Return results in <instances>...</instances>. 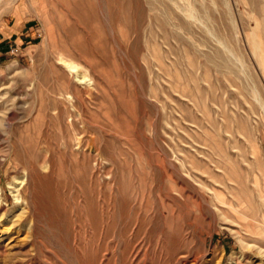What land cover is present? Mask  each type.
<instances>
[{
    "label": "rangeland",
    "instance_id": "374dc122",
    "mask_svg": "<svg viewBox=\"0 0 264 264\" xmlns=\"http://www.w3.org/2000/svg\"><path fill=\"white\" fill-rule=\"evenodd\" d=\"M0 264H264V0H0Z\"/></svg>",
    "mask_w": 264,
    "mask_h": 264
},
{
    "label": "bare ground",
    "instance_id": "6f19581e",
    "mask_svg": "<svg viewBox=\"0 0 264 264\" xmlns=\"http://www.w3.org/2000/svg\"><path fill=\"white\" fill-rule=\"evenodd\" d=\"M75 73H76L77 75H79V76H80V77H79L80 80L83 81V77H82V75H80V71H79V69H76V70H75Z\"/></svg>",
    "mask_w": 264,
    "mask_h": 264
}]
</instances>
